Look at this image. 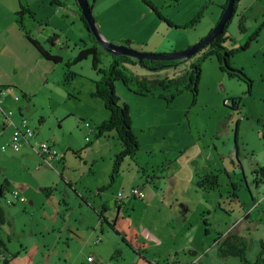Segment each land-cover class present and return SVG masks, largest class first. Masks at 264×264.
<instances>
[{"label": "rangeland", "instance_id": "rangeland-1", "mask_svg": "<svg viewBox=\"0 0 264 264\" xmlns=\"http://www.w3.org/2000/svg\"><path fill=\"white\" fill-rule=\"evenodd\" d=\"M34 1H39L34 6L36 20L25 17L23 26L28 31L32 30V34L44 42V47L51 53L61 56L63 62L54 64L41 60L38 64L27 48L18 46L13 39L7 41L10 38L0 37V88L4 90L12 112L18 114L20 110L30 122L35 133L34 140L51 146V157L55 161L45 164L34 152L28 153L25 148L20 153H14L16 155L11 151L0 154L3 158L12 157L0 163V184L2 176H6L10 183L4 198H0L5 217V223L0 227V238L6 247V252L0 255V264L4 257L9 259L7 264H87L88 256H93L97 264H163L162 261H174V264H241L238 258L222 259L217 254V237L224 236L228 228L246 240V259L253 263L261 249L260 243L264 242V184L256 185L252 175V171L262 166L264 160V142L260 137L264 126V100L249 99L243 79L229 78L220 70L215 57L201 62L202 73L195 103L192 102V95L184 92L168 106L158 98L136 96L122 82H114L116 94L129 108L131 130L139 144L134 157L136 162L130 161L133 167L136 163L137 171L130 167L122 171L120 166V183L128 184L130 177L127 174L130 173L132 177V172L137 175L138 183L146 176L142 175L143 168L150 171V166H157L154 169L159 171L168 163L172 179L166 182L172 193L166 189L160 195L165 196L166 202L169 199L174 202L178 198V203L171 207H152L149 202L152 197L155 198L154 194L144 190L146 194L143 192L142 203L149 204L142 207L137 205L134 211L129 209L128 217L132 215L135 224L145 228L147 249L143 259L138 255L141 250L135 236L130 238L127 234V228H134L127 224V216H122V220L118 221L120 235H116L107 223L103 224V234L96 228L98 216L91 207L92 203L99 206L100 198L95 194V188L103 182L109 184L107 177L114 156L121 147L115 133L100 139L95 137L97 128L107 119V114L104 110L96 111L97 107L93 105L96 100L89 99V92L94 90V83L100 78L92 69L91 58L70 66V71L77 76L67 85L62 83L65 62L72 61L83 47H90L93 43L89 41L75 1L59 0L65 4L64 8L56 5L46 7L43 0ZM147 1L176 26L188 24L200 13L202 17L197 25L189 29L169 27L174 30V34H171L151 22L148 12H152L141 0H96L92 14L95 22L97 19L108 22L105 26L110 27V34H107L106 40L114 44L115 35L123 32L130 38L133 35L139 39L147 38L150 45L145 48L146 51L171 50L150 54L181 52L208 35L212 30V19H220L222 7L227 2L178 0L172 4L165 0ZM88 2L92 4V0ZM72 8L76 14H73ZM143 13L148 15L144 16ZM152 15L156 22H162ZM233 23L228 25V35ZM142 30L146 32L141 34ZM53 34L58 36L59 42L55 45L45 43L44 39ZM247 40L239 43L231 38L224 48L233 51L229 62L232 68L242 70L246 77L256 76L264 67L252 66L257 55L256 44L252 42L250 48L241 49ZM201 56L199 52L195 58L181 62L175 70L166 68L155 74L139 64L130 68L138 76L172 77L179 71L189 70L191 62ZM100 57L101 67H107L110 56L103 54ZM45 67L48 84H39L36 90L33 86L27 98L20 95L18 87L23 83V77L27 73L37 75L38 70ZM4 83L11 86H4ZM12 92L18 95L17 99H14L16 96ZM233 96L241 99V109L248 117L240 123L239 131L235 123L240 115L230 109L229 101L225 105L223 103ZM225 119L229 121L227 133L224 131ZM84 124H88L89 128ZM88 130H92V134ZM211 142L217 146L218 152L212 150L217 164L210 161V157L206 159V154L202 155L203 158L195 154L199 152L197 148L211 145ZM197 170L216 174L219 189L214 190L216 192L199 189L195 185ZM118 176L114 179L115 184ZM230 182L237 187V198L229 197L232 191ZM113 183L105 191L118 192V187L112 190ZM154 183L150 181V184ZM13 190L22 194L25 203L14 201L11 196ZM6 200L12 204L7 205ZM253 200L259 201L257 206H254ZM245 213H250V216L244 220ZM167 219L175 221L168 224ZM205 219L206 224L203 222ZM113 220L114 216L109 223ZM185 222L190 230L186 234L181 231ZM234 225L238 226L235 228ZM175 233L178 235L174 236ZM121 237L128 244L133 243L138 250L127 246ZM91 239L101 241L96 245L99 251L95 253L92 248L88 249L90 252H83V243ZM189 248H199V253H203L202 259L194 258V261L187 253ZM115 251L117 255L111 258ZM12 255H15L14 259Z\"/></svg>", "mask_w": 264, "mask_h": 264}, {"label": "trees", "instance_id": "trees-1", "mask_svg": "<svg viewBox=\"0 0 264 264\" xmlns=\"http://www.w3.org/2000/svg\"><path fill=\"white\" fill-rule=\"evenodd\" d=\"M54 1V0H53ZM96 0H92V4H89V8L93 10V4ZM145 5L149 7L151 12L160 19L164 24L173 29H189L194 27L199 23V18L202 17L201 13L184 26L173 25L169 20L159 13L158 9L149 1L141 0ZM166 2L176 4L178 0H165ZM228 1V0H227ZM239 0H235L234 3V16L236 15V5ZM56 3V2H54ZM76 4V3H75ZM59 5V4H58ZM77 6V5H76ZM227 6L226 4L222 7V13ZM78 8V7H77ZM205 9V7H204ZM80 20L84 28L88 32L89 41H92L93 45L90 47H83L76 57L72 61H67L64 64L65 72L63 75L62 83L67 85L70 81L76 78V74L70 71V66L78 64L88 58H91L92 69L100 76V78L94 83V92L91 93L93 98L101 101L103 104V109L107 114V119L101 123L97 128V133L95 135L96 139L102 138L104 135L109 133H115L117 140L120 142L121 151L114 156L111 172L109 175V185L113 183L114 179L119 175L120 166L124 159L134 158L139 149V144L137 138L134 136L131 130V116L129 113L128 106L121 102L120 98L116 94L114 82L120 81L124 87L131 93L139 97H151L158 98L166 102V104L171 105L176 97L180 96L184 92H189L192 95V102L195 103L198 94V84L200 82L202 68L201 62L206 58L215 57L220 65V70L226 73L229 78L243 79L246 84V95H251L253 81L250 80L240 69L232 68L230 65V58L233 55V51H227L224 48L226 41L231 40L230 35H228V25L232 19L227 23L222 35L218 36L212 40L206 47H204L199 52L202 56L197 58L194 62H191L189 70L179 71L175 73L172 77H159L148 78L146 76L135 75L127 66L138 65L135 59L126 56H112L108 54L95 40L93 35L89 32L86 22L83 20L82 14L78 8ZM221 13V14H222ZM18 19L20 28L24 31V36L26 41L34 48V50L48 62L54 64H60L63 62L61 56L51 53L49 49L44 47V42H40L35 39L28 30H24L23 17L27 16L33 21L35 20L33 12L27 6H20L19 11L15 13ZM245 17L242 16L238 19V31L243 33L245 30ZM264 26V22L261 27ZM260 28H258L251 36L248 37L247 42L241 49H246L250 43L255 42L259 35ZM57 36L55 34L51 35L45 43L54 45V40ZM126 46L132 45V42L125 41ZM203 51V52H202ZM198 52V53H199ZM197 53V54H198ZM107 54L110 56L111 61L107 67L103 68L101 55ZM196 54V55H197ZM195 55V56H196ZM195 56L193 58H195ZM192 58V59H193ZM184 61V60H183ZM183 61H172V62H161V61H147L143 62L144 67L148 71H152L154 74L159 68H173L174 70ZM24 98L27 96L22 95ZM230 102V109L234 112H240L241 109V99L234 97L230 99H225L223 101L224 105L226 102ZM227 106V105H226ZM82 121V120H80ZM86 124H84L85 126ZM88 125V124H87ZM89 126V125H88ZM89 128V127H86ZM91 134V133H89ZM261 139L264 142V126L261 130ZM89 140V139H87ZM91 144V143H89ZM254 177V183L256 185L264 184V161L263 165L257 167L252 171ZM230 180V178H229ZM196 185L199 189L203 191H214L219 189L218 177L216 174L208 173L197 179ZM232 191L229 193V197L237 198L236 196V185L231 183ZM9 184L5 181L0 186V198L4 197V192L8 189ZM47 193V191H45ZM5 223L4 211L0 205V227ZM205 223V222H204ZM113 229V226L110 225ZM116 235H119L117 231L113 230ZM122 241L124 239L122 238ZM261 249L253 263H250L246 259L247 242L246 240L235 234L234 231H228L224 236L219 235L217 237V254L220 258L226 259L228 257L238 258L241 264H264V242L260 243ZM6 252V247L2 239L0 238V255ZM118 252H114L112 258L117 255ZM12 259L15 255L11 256ZM9 261L7 259L2 260V264H7Z\"/></svg>", "mask_w": 264, "mask_h": 264}, {"label": "crops", "instance_id": "crops-1", "mask_svg": "<svg viewBox=\"0 0 264 264\" xmlns=\"http://www.w3.org/2000/svg\"><path fill=\"white\" fill-rule=\"evenodd\" d=\"M43 1L45 2V6L46 7H48L50 5L51 6L52 5H56V6L64 8V6H65V4L60 2L59 0H54V1L53 0H43ZM73 1H75V0H73ZM208 1H210V0H208ZM54 2H56V3H54ZM36 4L38 5L39 1L23 0V2L21 3L20 0H17V1L0 0V14H3L2 18H0V37H8V38H10V39H7V41H10L11 39H13L14 42L16 44H18V46L27 48L29 53H30V55H31V57L35 60V62L40 64L41 60L43 61L44 59L26 41L25 36H24V31L20 28V25L18 23V19L15 16V13L19 11L20 6H27L33 12L34 18L36 20L35 13H34L35 12V10H34L35 7L34 6ZM204 5H206V2L204 3ZM72 12H73V14H76V12H75V10L73 8H72ZM143 14H144V16L149 14L148 16H151V17H149L151 19V22L153 24H155L156 27L158 26V28L161 29L162 31H164L165 33L167 31V32H171V34H174V32H173L174 30L170 29L169 27L167 28L163 24V22H159V21L156 22V19L152 15V13L148 12V14H146V13H143ZM242 16H244L245 19H246V21H245V30H244L243 34L238 31V19L240 17H242ZM25 17H27V16L23 17V19H22L23 23L25 21L24 20ZM28 19L31 20L30 18H28ZM234 19H235V22L233 23L232 21ZM212 20H213L212 21V26L210 27L211 29L214 27V25L218 22L219 19H217V17L215 19V17H214V19H212ZM232 21H231V23H233V26L230 29L231 30L230 31L231 32L230 33V37L232 36L231 38L236 39L239 43L241 41L246 40L258 28H260L257 40L252 43V44H256L257 45V46H255L256 47L255 51H256L257 55H255L254 61L252 63V66L261 65V66L264 67V26L261 27L262 23L264 22V0H239V2L236 5V15L234 16ZM96 22H97L98 29H100L101 34L104 37L108 38L107 34H110V27L105 26L108 22L104 23L103 20L100 21L98 19H97ZM24 30H26L25 26H24ZM29 32L35 39L38 40V38L35 37L32 34L33 33L32 30L29 31ZM145 32H146V30H142L141 34H143ZM242 35H244V36H242ZM119 36H121V37H119ZM123 36H125V37H123ZM146 37H147V35H146ZM48 38L49 37H46L44 40L46 41ZM125 41L132 42V44L134 46L133 47L129 46V47L134 49V50H137L140 53L171 52V50L146 51L145 48L150 45L149 40L147 38L146 39H139L138 36H134V35H133L132 38H130L128 35L123 34V32L118 34V35H115V38L113 39L112 42L114 44H116V45H125ZM57 42H59L58 36L54 40V45L57 44ZM195 42L197 43V41H195ZM195 44H193V45H195ZM193 45H191V46H193ZM0 47H2L1 43H0ZM250 47H251V44H249V48ZM252 48H253V46H252ZM136 66L137 65H133V66L131 65V66H127V67L131 70L133 67H136ZM130 67H132V68H130ZM166 68H169V67L165 66V68H159L158 71L159 70L160 71H164V70H166ZM45 69H47V68L45 67L43 70H38L37 75L35 73H27L23 77V80H24L23 83L18 87V93L20 95H25V96L29 97V95L31 94V91L33 90V86H34V89L36 90L37 85H39V84H41V85L42 84L43 85L48 84V79H47L48 77H47V75L45 73ZM161 69H163V70H161ZM248 77L253 81V84H252L251 95H249V96L246 95V96L249 99H251V100L259 99L260 101H263L264 100V68H262L257 73L256 76H250L249 75ZM4 84H5L4 86H11V85H9L10 83H4ZM0 91H1L0 98L2 100V108H3V110L12 112V110L10 109V107H9V105L7 103V99L5 98L4 90H2V88H0ZM93 91L94 90L89 92V99L91 101L96 100V102L93 105H95L94 106L95 108L97 107L96 111L102 112L104 110L103 109V104L101 103L100 100H98L96 98H93L91 96V93ZM13 93L14 92H12V94ZM13 96H16V97H14V99H17L18 95L17 94H13ZM233 97H235V96H233ZM122 101H124V100H122ZM124 102H126V101H124ZM237 114L240 115V116L238 117L237 122L235 123V126L238 129V131H239L240 123L243 122L245 119L247 120L248 117H247V113L245 112V110L243 111L242 109H240V112H238ZM22 118L26 119L25 117H23L22 112L20 110L18 111V114L12 112L11 121H12L13 124L18 125L19 121ZM225 120L226 121L225 122L223 121V122H224V124L226 126V125H228L227 123H229V121L227 119H225ZM29 126L31 127V125H29ZM228 129H229V126H226V130H224V131L227 133ZM12 130H13V128L11 126H8V125H6L4 123V116H2L0 114V132H1L0 148H1V146L5 145V144H7L9 142V138L11 136ZM92 132H93L92 130H88V133L92 134ZM110 134H113V133H109V134H106L104 136L108 137V135H110ZM34 142H36L34 140V138L30 140V144H32ZM119 145H120V142H119ZM24 148L26 149V151L28 153L33 152L29 145H24L18 153H20ZM196 150L199 151V152L195 153V154H197L196 156H198V157L201 156L202 157L203 154H206V159H208L210 157L209 158L210 161H212L214 164H217V163H215V158H214V156L212 154L213 153L212 150L218 152L217 151V146H216V144L214 142H211V145H207L205 147L204 146L203 147L200 146ZM6 151H11V150L10 149H6L5 151H2L0 149V154L1 153H5ZM50 151H51V146H50ZM120 151H121V149H120ZM184 151H185V149H184ZM13 154H14V152H13ZM167 154L170 155V152H168ZM14 155H16V154H14ZM36 157H38L42 161V159L39 156L36 155ZM11 158H9V157H7V158L0 157V163H2L3 160H8V159H11ZM52 158H53V156L50 157L49 161H47V162L42 161V162L45 163V164H52V161H55ZM131 160H135V162H136V158H126V159H124V161L121 164L122 171H123V169L126 170L128 167H130L134 171H137L138 166L134 162V167H133L132 163L130 162ZM125 164H126V167L124 168ZM147 165H149V163ZM150 167L152 168L150 171H147L144 168L142 169V171H143L142 175H144V176L146 175V176H145L144 180H140V182H138V183H137V175H134V172H132L133 173L132 177H131L130 173L127 174V176L130 177V182L128 184L120 183L121 175H122V171L120 170L121 172H120V174L118 176L119 178H117L116 184H115V181H113L114 183H113V186H112V190L115 189L116 187H118L119 191L116 192V193H114V191H112V192L110 191V193H109V191H105V189H107V187L109 188L112 183L110 185L109 184L106 185L105 182H103L102 185L97 184L96 188H95V191H96L95 194L100 198V205L96 206V205H94V203H92V207H91V208H93V210L96 212V214L98 216V221L99 222L97 223L96 228H99V231H100L101 234H103V224H106V223H107V226L109 228H110V225L113 226V229L110 228L112 231L115 230V231L118 232L119 231V227H120V223H118V221L120 222L122 220L121 219L122 216H127V218H128V219H126L127 224H131L132 226H134L133 229L127 228V234H128V236L130 238L132 236H135V239H136L135 242L138 244V246L140 247V250H141V252L138 253V255H141V258H143V259H144V252L147 249L146 246H145V238H146L145 235H144L145 228L142 225L135 224L136 222H134V220H132V215L130 217H128L129 216L128 215L129 209H131V210L133 209V211H134V209H135V207L137 205L142 207L143 205H147L149 203L152 205V207H155V206H163V207L169 206V207H171L172 204L178 203V198L175 199L174 202H172L173 199H169V201L166 202L167 199L164 198L165 196H161L160 195L161 194L160 192H162L163 190H166V189H167L168 192L172 193L171 191H169V189L167 187V183L168 182H166L169 179H172V176L169 174V164L167 163L166 167H163V166L160 167L162 169H160L159 171L154 169V168H157V166L156 167L150 166ZM111 168H112V165H111ZM206 173H207V171L204 172V171L197 170V173H196L195 177L199 178V177L203 176ZM109 175H110V173H109ZM109 175L107 177L108 180H109ZM150 176H152L153 178L151 179ZM155 180L157 181L156 183H154ZM5 181L10 185V183L7 181V177L6 176H2V180H1L0 186ZM150 181H151V183H154V184H150ZM195 185H196V182H195ZM158 186H160L162 189L159 188ZM144 187H148V188L144 189ZM132 188H140V190H142V192H144V190H147L152 195L154 194L155 198L152 197V201L149 202V203L148 202L142 203L144 201L141 198H138V199L137 198H131V199L129 198L128 200H127V198H125L123 200V202L121 203V205L119 204L121 207L120 208L116 207L115 203L117 202V198H116L117 194L120 193V192H123V194H127L126 192H128V190H130ZM214 192H216V191H214ZM144 194H146V192H144ZM144 196L145 195H143V197ZM155 201H158V202H155ZM137 202H139V204H135ZM87 203H88V205H90V202L88 200H87ZM252 203L254 204V206L255 205L257 206L259 201L253 200ZM217 206L218 207L220 206L219 203H217ZM251 208H252V206H251ZM97 212H99V213H97ZM104 213H105V216L103 215ZM113 216H114V220L111 221V223H109V220ZM249 216H250V213H245L243 215L242 219L245 220ZM166 221H167L168 224H172L173 221H175V219H172V220L171 219H167ZM203 222H205V224H206V219ZM233 227H235V225ZM181 231H183L184 234L190 232V230L187 227V222H185L181 226ZM228 231H230V228H228L227 232ZM196 232H198V229H196ZM118 234H119V232H118ZM177 235L178 234L175 233L174 236H177ZM122 238L124 239V237H121V240H122ZM125 241L126 240H124L122 242H124L127 246L131 247L133 250L136 249V247H133L134 246L133 243L128 244ZM99 242H101L99 239L97 241H95L94 239H91L87 243L85 241L83 243L84 246H83V248L81 250L83 252L84 251L90 252L89 250H93L94 249L93 252L97 253V251H99V248H98L99 246H96V245L99 244ZM86 244H89V245L87 246ZM91 245H93V247H91ZM137 250L138 249H136V251ZM199 251H200L199 248H195V249L194 248H189V249H187V253L189 255H191L193 257V259L194 258H198L199 260H201L203 253H199ZM141 253H143V254H141ZM175 254H176V252L174 253V255ZM88 257H93V256H88ZM87 258H86V263L87 264H97V261L95 260L94 257H93V261L91 263L87 262ZM7 260L9 261V259H7ZM194 261H195V259H194ZM162 262H163V264H174L173 263L174 261H172V263H168L167 261H162ZM198 262H200V261H198ZM177 263H179V262L177 261Z\"/></svg>", "mask_w": 264, "mask_h": 264}, {"label": "water", "instance_id": "water-1", "mask_svg": "<svg viewBox=\"0 0 264 264\" xmlns=\"http://www.w3.org/2000/svg\"><path fill=\"white\" fill-rule=\"evenodd\" d=\"M77 7L79 8L83 20L88 26L89 32L93 35L96 42L112 56H126L135 59L138 64H142L145 60L147 61H161V62H172V61H183L193 58L200 50L206 47L212 40L222 35L227 23L232 19L234 15V3L235 0H228L227 6L220 19L212 30L202 40L197 42L195 45L185 49L184 51L165 55V54H150L140 53L126 45H116L108 42L106 38L100 33L96 25L92 11L89 8L88 0H75Z\"/></svg>", "mask_w": 264, "mask_h": 264}, {"label": "built area", "instance_id": "built-area-1", "mask_svg": "<svg viewBox=\"0 0 264 264\" xmlns=\"http://www.w3.org/2000/svg\"><path fill=\"white\" fill-rule=\"evenodd\" d=\"M1 94V91H0ZM0 114L4 116V123L8 126H11L13 128L11 136L9 138V142L3 146H1V150L5 151L6 149H10L14 153H18L21 148L24 145H29L32 151L39 156L42 161L47 162L49 161L51 154H50V146L47 143H40V142H34L30 144V140L34 138L35 133L33 129L29 126V123L26 119L22 118L19 121L18 125H15L11 121V115L12 112L10 111H4L2 108V100L0 98ZM85 127H88L86 124ZM1 136V132H0ZM143 192L140 190V188H132L129 190L128 194H123L122 192L118 193L117 203L121 204L125 198L127 200L130 198H142ZM11 196L14 199V201H18L19 203H25V198L17 191L13 190L11 192ZM7 205H11L12 202L9 204V202L6 200ZM93 261V257H88L87 262L91 263Z\"/></svg>", "mask_w": 264, "mask_h": 264}, {"label": "flooded vegetation", "instance_id": "flooded-vegetation-1", "mask_svg": "<svg viewBox=\"0 0 264 264\" xmlns=\"http://www.w3.org/2000/svg\"><path fill=\"white\" fill-rule=\"evenodd\" d=\"M150 177H151V179L153 178L152 176H150ZM115 205H116V207H119V208L121 207L120 206L121 204L119 205L117 202L115 203Z\"/></svg>", "mask_w": 264, "mask_h": 264}]
</instances>
